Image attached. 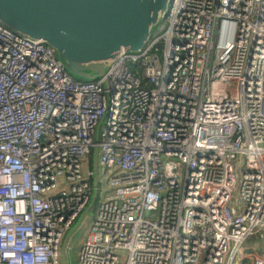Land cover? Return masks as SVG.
Returning <instances> with one entry per match:
<instances>
[{
  "label": "built area",
  "instance_id": "1",
  "mask_svg": "<svg viewBox=\"0 0 264 264\" xmlns=\"http://www.w3.org/2000/svg\"><path fill=\"white\" fill-rule=\"evenodd\" d=\"M92 205L76 264H264V0H169L94 80L0 23V264Z\"/></svg>",
  "mask_w": 264,
  "mask_h": 264
},
{
  "label": "water",
  "instance_id": "2",
  "mask_svg": "<svg viewBox=\"0 0 264 264\" xmlns=\"http://www.w3.org/2000/svg\"><path fill=\"white\" fill-rule=\"evenodd\" d=\"M168 1L0 0V23L48 44L71 76L94 80L118 50L137 51L148 41Z\"/></svg>",
  "mask_w": 264,
  "mask_h": 264
},
{
  "label": "rangeland",
  "instance_id": "3",
  "mask_svg": "<svg viewBox=\"0 0 264 264\" xmlns=\"http://www.w3.org/2000/svg\"><path fill=\"white\" fill-rule=\"evenodd\" d=\"M92 160L94 159V151L92 155ZM98 173L100 171V164L97 163ZM103 191H99L98 197H95L96 201L102 196ZM94 205L88 207L85 212L81 213L71 226L65 231L60 247L63 250V257L61 256L59 264H76L73 258L74 253L78 250L81 239L86 235L89 230L90 219L93 215ZM245 251H249L248 247L243 246ZM75 253V256H76ZM239 254L236 253L231 264H240L238 259Z\"/></svg>",
  "mask_w": 264,
  "mask_h": 264
},
{
  "label": "crops",
  "instance_id": "4",
  "mask_svg": "<svg viewBox=\"0 0 264 264\" xmlns=\"http://www.w3.org/2000/svg\"><path fill=\"white\" fill-rule=\"evenodd\" d=\"M245 247L249 248V252L251 253L252 257L254 255H258L261 252V240L257 239L254 236H251L248 240H246ZM75 253H76V251H75ZM75 253L73 256L74 259H75ZM240 264H250L249 259H247V258L243 259L240 262Z\"/></svg>",
  "mask_w": 264,
  "mask_h": 264
}]
</instances>
